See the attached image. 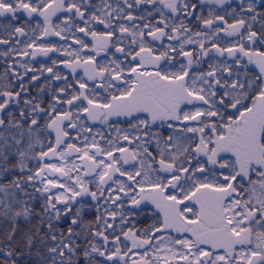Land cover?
Wrapping results in <instances>:
<instances>
[{
    "label": "snow or ice",
    "instance_id": "1",
    "mask_svg": "<svg viewBox=\"0 0 264 264\" xmlns=\"http://www.w3.org/2000/svg\"><path fill=\"white\" fill-rule=\"evenodd\" d=\"M0 264H264V0H0Z\"/></svg>",
    "mask_w": 264,
    "mask_h": 264
}]
</instances>
